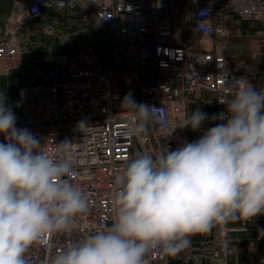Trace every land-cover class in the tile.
<instances>
[{
	"label": "built area",
	"instance_id": "built-area-1",
	"mask_svg": "<svg viewBox=\"0 0 264 264\" xmlns=\"http://www.w3.org/2000/svg\"><path fill=\"white\" fill-rule=\"evenodd\" d=\"M56 5L57 0H14L10 13L0 16V83L24 67L34 33L54 36L65 13L108 31L125 60L118 51L103 61L100 53L60 49L49 66L23 73L18 95L7 101L17 128L29 129L48 153L55 154L65 139L73 141L78 162L69 179L90 202V211L74 221L70 233L47 236L31 246L25 254L27 264H46L87 234L111 226L114 177L136 154L175 150L226 122L215 119L214 126L202 123L197 131L179 127L172 131L186 113L190 115L189 92L212 93L219 114L226 112L221 101L231 99L227 85L235 87L245 80L253 85L251 72L228 64L227 41L235 20H264V0H63L62 8ZM202 9H208L206 15H200ZM128 70L134 83L126 81ZM129 94L137 104L151 106L158 118L141 133L142 142L128 132L130 121L135 122L133 111L121 107ZM82 120L91 125L85 133L76 128ZM241 231L251 234L244 239L259 245L254 261L264 264V215L220 230L222 247L214 257L232 255L244 240L233 237ZM234 239L236 245L223 246V240ZM146 260L170 264L172 257L154 251Z\"/></svg>",
	"mask_w": 264,
	"mask_h": 264
},
{
	"label": "clouds",
	"instance_id": "clouds-1",
	"mask_svg": "<svg viewBox=\"0 0 264 264\" xmlns=\"http://www.w3.org/2000/svg\"><path fill=\"white\" fill-rule=\"evenodd\" d=\"M63 6L57 0L56 7ZM233 85H227L231 99L221 101L226 112L212 117L226 122L175 150L136 154L114 177L111 226L87 234L46 264H147L154 251L176 256L191 247L192 236L264 215V87L247 80ZM6 101L0 92V264H27L31 246L70 233L90 202L69 179L78 162L73 141L65 139L55 154L48 153L29 129L17 128ZM121 107L133 111L128 132L142 142L141 133L158 119L152 107L137 104L131 94ZM208 118L197 109L172 131H197ZM90 126L82 120L76 128L85 133ZM222 243L227 249L231 241Z\"/></svg>",
	"mask_w": 264,
	"mask_h": 264
},
{
	"label": "rangeland",
	"instance_id": "rangeland-1",
	"mask_svg": "<svg viewBox=\"0 0 264 264\" xmlns=\"http://www.w3.org/2000/svg\"><path fill=\"white\" fill-rule=\"evenodd\" d=\"M3 14V12H0V16H3ZM67 15L63 16L62 18L60 17L61 21L54 36L44 35V38L40 42L33 41L30 42V45L28 44V47L26 48L27 52L25 54V64L19 72L13 71L9 76L3 78L0 84V92H4L6 94L7 101L18 95V87L15 85V83L18 82L16 80L22 78L23 73H33L36 72V70L39 71L43 69L49 62H51L52 57H54L56 52L60 49H66L71 52L87 51L100 53L104 56L105 60L108 54L118 51L123 61L125 60V56L117 45L115 38H113L112 35H109L108 31L94 22L84 21L76 18L73 15ZM65 17L66 22H69L68 24L62 23ZM186 24L187 28H189V21H187ZM263 34L262 38H264ZM237 35V33L235 34L232 32L228 41L236 40V38H238ZM259 37L260 36L257 38ZM262 48L264 49V46ZM239 56L241 55H239L238 51L235 52V54H231V64L238 65L237 63H239L244 68L250 69L247 68L248 66L245 64H249V62L251 63V60L246 57ZM261 60L264 61V59ZM126 81L134 83V77L130 70L127 71ZM188 100L192 112L200 109L202 112L207 113L209 118L205 120V124L207 126L212 125V117L215 113L214 98L212 93L203 90H195V92L191 91L188 94ZM218 235H220V229L217 228L213 229L212 233L208 235L192 236L191 246H198L199 242L204 240L206 242L203 246L206 247L200 251L193 249L191 250V248H188L179 253L176 259L171 256L172 262L170 264H219L218 260L215 262L211 261L210 258L212 257L210 254H213L214 252H212L211 248L209 247L212 245V238H215L213 240L218 241ZM198 253L200 257L198 260H196L195 256L198 255Z\"/></svg>",
	"mask_w": 264,
	"mask_h": 264
},
{
	"label": "crops",
	"instance_id": "crops-1",
	"mask_svg": "<svg viewBox=\"0 0 264 264\" xmlns=\"http://www.w3.org/2000/svg\"><path fill=\"white\" fill-rule=\"evenodd\" d=\"M0 11H2L0 9ZM5 12V11H3ZM232 32L235 34L237 33L238 38L236 40L227 41V62L228 64H231L230 56L231 54H235V52L238 51L239 57H246L249 60H251V63L245 64L248 66L246 69L239 63L238 66L243 68L244 70L251 72L250 80L253 83V85L259 89L261 87H264V61L261 59H264V49L262 48L264 46V38H262V34L264 32V20H246V19H239L235 20V24L232 28ZM264 35V34H263ZM260 36L259 38H257ZM255 37V38H254ZM233 66V64H231ZM207 92V91H206ZM189 109H190V115L193 113L190 103H189ZM215 115V113H214ZM212 125L214 126L215 119L212 120ZM205 123V121L203 122ZM242 222V221H237ZM251 234L246 231L237 232L234 234L233 237L235 238H242V240L246 237H251ZM220 235H218V241L213 240L215 238H212L211 240L212 245L209 247L211 248L212 252H216L219 250L222 246L219 243ZM231 244L236 245L235 239L231 242ZM206 246H191V250L200 251ZM259 245L255 244L254 241L251 239H244L242 241V244L235 247V251L232 255H229L227 258H224L223 260L217 259L214 257V253L210 254L212 258L211 261L215 262L218 260L219 264H256L254 261V255L259 251ZM174 259H176L178 256H173ZM199 253L195 256L196 260L199 259Z\"/></svg>",
	"mask_w": 264,
	"mask_h": 264
},
{
	"label": "trees",
	"instance_id": "trees-1",
	"mask_svg": "<svg viewBox=\"0 0 264 264\" xmlns=\"http://www.w3.org/2000/svg\"><path fill=\"white\" fill-rule=\"evenodd\" d=\"M12 2H13V0H0V9L2 10V11H0V12L5 11V12H3V13H4L3 16H5V15H7V14L10 13L11 8H12ZM67 14H68V15H67ZM65 15L69 16V15H73V14H71V13H65V14H63V15L61 16V18H62L63 16H65ZM67 16H66V17H67ZM73 16H74V15H73ZM66 17H65L64 20L62 21L63 24H68V23H69V22H66ZM60 21H61V19H60ZM43 38H44V34H42L40 31H37V32H35L34 35L30 38V41H29L28 44L30 45V42H33V41L40 42ZM103 61H105V59H103ZM51 63H52V59H51V62H49L45 67L49 66ZM22 78H23V76H22ZM22 78H19V79H22ZM16 81H18V80H16ZM1 82H2V81H1ZM0 84H1V83H0ZM15 85H17V87H18V86H19V83H15Z\"/></svg>",
	"mask_w": 264,
	"mask_h": 264
},
{
	"label": "water",
	"instance_id": "water-1",
	"mask_svg": "<svg viewBox=\"0 0 264 264\" xmlns=\"http://www.w3.org/2000/svg\"><path fill=\"white\" fill-rule=\"evenodd\" d=\"M148 130L151 129V124L149 123V125L146 127Z\"/></svg>",
	"mask_w": 264,
	"mask_h": 264
}]
</instances>
